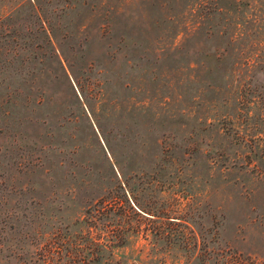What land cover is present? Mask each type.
Returning a JSON list of instances; mask_svg holds the SVG:
<instances>
[{
	"label": "rangeland",
	"instance_id": "rangeland-1",
	"mask_svg": "<svg viewBox=\"0 0 264 264\" xmlns=\"http://www.w3.org/2000/svg\"><path fill=\"white\" fill-rule=\"evenodd\" d=\"M0 264H264V0H0Z\"/></svg>",
	"mask_w": 264,
	"mask_h": 264
}]
</instances>
